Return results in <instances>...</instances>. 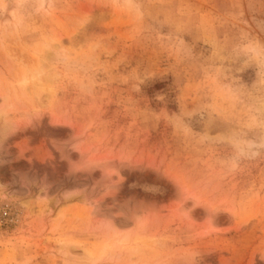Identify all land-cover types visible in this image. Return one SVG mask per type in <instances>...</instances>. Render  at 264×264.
Returning <instances> with one entry per match:
<instances>
[{
  "label": "rangeland",
  "instance_id": "374dc122",
  "mask_svg": "<svg viewBox=\"0 0 264 264\" xmlns=\"http://www.w3.org/2000/svg\"><path fill=\"white\" fill-rule=\"evenodd\" d=\"M4 107L0 264H264V0H0Z\"/></svg>",
  "mask_w": 264,
  "mask_h": 264
},
{
  "label": "bare ground",
  "instance_id": "6f19581e",
  "mask_svg": "<svg viewBox=\"0 0 264 264\" xmlns=\"http://www.w3.org/2000/svg\"><path fill=\"white\" fill-rule=\"evenodd\" d=\"M41 75H42V72L40 73V72H37V71L30 72L29 74L28 73H24L22 75V77L20 78V80L18 81V87H19L20 93L16 92V98H21V97H24L25 99L28 98V95L26 94V90H27L28 83H30V82L35 87L36 95L39 98L41 96V94L44 92V89L41 86V79H40ZM8 98H9L8 96H4L3 97L4 104H6L5 102L8 101ZM4 109H5V107L3 109H0V120L5 115V110ZM68 247L69 246H67L65 244H61L60 250H62L65 254H68V252H69L68 251V249H69ZM76 247H80V246L77 244ZM111 248L112 247L108 243H104L99 250H95V251L84 250L85 259H86V261L91 262V263H93V262L95 263L97 261H100V260L103 259V257L105 256L106 252L108 250H110ZM75 264H82V262L78 260Z\"/></svg>",
  "mask_w": 264,
  "mask_h": 264
}]
</instances>
